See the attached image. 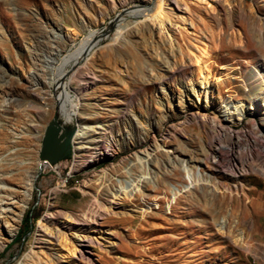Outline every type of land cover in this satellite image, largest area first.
Here are the masks:
<instances>
[{
    "label": "rangeland",
    "instance_id": "1",
    "mask_svg": "<svg viewBox=\"0 0 264 264\" xmlns=\"http://www.w3.org/2000/svg\"><path fill=\"white\" fill-rule=\"evenodd\" d=\"M158 1L0 0V173L16 172L13 157L35 170L61 57L120 13L69 81L77 117L56 119L80 139L34 179L36 203L31 189L21 214L34 221L14 240L20 218L0 264H21L31 252L34 264H88L70 235L52 250L34 238L51 228L49 218L70 221L92 197L117 203V214L100 220L95 264H264V0H176L179 9L161 0V25ZM130 9L144 11L135 18ZM115 25L124 27L120 36ZM218 112L224 130L212 124ZM211 125L245 158L241 178L211 162ZM101 141L109 155L93 159ZM14 179L0 175V185L22 191Z\"/></svg>",
    "mask_w": 264,
    "mask_h": 264
},
{
    "label": "bare ground",
    "instance_id": "2",
    "mask_svg": "<svg viewBox=\"0 0 264 264\" xmlns=\"http://www.w3.org/2000/svg\"><path fill=\"white\" fill-rule=\"evenodd\" d=\"M176 2H177L176 0H165L163 4L165 3L166 5L173 6L175 9H179ZM160 3H161V0H159L158 4L155 6L156 11H155V17H154L156 19V23L159 25H161V22H162L161 21L162 14L160 12L161 8H159ZM143 11L144 10L130 9L126 12L129 15H132L135 17L139 14H142ZM151 19H153V17ZM123 29H124L123 26H117L114 34L120 36V34L123 32ZM65 37L68 39H72L71 33H66ZM111 41H114V40H111ZM94 45H95V40L93 38V35L92 33H89L84 39H82L79 42V44L70 53L63 55L61 57V61L63 65L58 68L56 76H55V80L53 83L55 86V91L58 90L56 92L57 93V117H61L64 120V122H70L73 119V117H77L80 100L77 94L75 93L70 94L71 90L69 87V81L73 77H75L79 69L83 66V64L85 63L87 59L86 58L87 53L91 51ZM81 62H84V63L79 65ZM66 64L67 65L70 64L69 70L64 69V65ZM66 75H68V79L63 80ZM66 103H69L68 107L66 106ZM226 106L224 104L222 106V109H227ZM232 106H233V109L235 110V109H239L240 107H242V104L238 103ZM200 117L205 118V116H200ZM80 119H84V118L81 117ZM217 126L220 129L224 130L227 125L225 121L222 120V121L217 122ZM80 128L82 130L88 129L87 127H84L83 125L79 126V129ZM71 138H72V141H71ZM79 139L80 137L78 136V132H75L73 137L72 136L70 137V146L73 143V147H74V144ZM258 139L264 143V135H260ZM104 143H105L104 141H101L98 145H95V147L93 148L94 151L92 153L93 157L96 155L97 150H98V155H100L99 153L102 152V150L100 149L104 147ZM76 149L80 150V148H75V150ZM106 152L109 153L110 149H108ZM136 159H139V157H136ZM10 160L14 161L13 163L14 165H15V162L17 163V167H16L17 173L15 171L14 172L13 171L11 172L2 171L0 175L4 179L8 177V181H15L14 177L19 179L21 181L20 184L22 186L20 187H22V191L16 192L15 189L5 184L0 185V222H1L0 233L1 231H3V233L0 234V247L5 242L10 240V238L12 237L13 233L15 232L17 228V225L21 218V214L24 208L26 207L27 200L29 198L28 196L32 189L33 178L36 172V168L34 171H29L28 169H26L25 167L26 164L23 161L16 160V158L14 157L11 158ZM37 163L38 161L36 162V167H37ZM41 165H42V168L46 166H50V164H47V163H44ZM185 172L187 175V179H189L190 183H192V181L194 180L191 178L189 170L186 169ZM103 175L104 173L102 175H99L96 178V180L102 179ZM142 178H145V177H142ZM131 184H127V187H131L132 186ZM178 192L180 191L178 190ZM174 193L177 194L176 192ZM19 194L22 197L18 196ZM115 205H117V203L115 202V199L113 197L110 200H105L104 203H101L95 197H92L91 202L87 206H85V209L82 210L80 213L74 216H71L70 221L67 220L66 222V220L65 221L61 220L60 217H57V216L49 218L48 223L51 225V228L48 230H45L43 228V229H38L36 231V235L34 238V244H35L34 246L38 248H43L47 246L49 250H52V247L50 246L54 245V242L58 241V239H60L61 237L63 239L64 237L66 238L67 235H70L69 237L75 240L74 246L78 249L79 259L86 261L88 264H95L94 255L95 254L97 255V253H99L101 249H103L102 243L98 240L97 235L98 234L101 235V233H105V231L101 228L102 224L100 220L103 219L104 215H106L108 211L112 212L113 214H117V212H114L112 209L113 206ZM32 253L33 252L27 254L24 257L23 262L21 264H34L33 257L31 255Z\"/></svg>",
    "mask_w": 264,
    "mask_h": 264
},
{
    "label": "water",
    "instance_id": "3",
    "mask_svg": "<svg viewBox=\"0 0 264 264\" xmlns=\"http://www.w3.org/2000/svg\"><path fill=\"white\" fill-rule=\"evenodd\" d=\"M124 12V11H122ZM120 13L116 14L111 21L108 22L106 29L99 34L95 42L107 35V33L111 30L114 21L118 18ZM57 119V102L55 101V105L53 108V115L48 124L44 127L43 133L40 139V147L38 151L37 157V167L36 172L33 178L32 189L35 191V201L33 205L36 203L38 196V189L34 185V179L40 172L42 165L44 163L54 164L57 161L61 160L70 150V137L71 135H65L59 125L56 123Z\"/></svg>",
    "mask_w": 264,
    "mask_h": 264
},
{
    "label": "built area",
    "instance_id": "4",
    "mask_svg": "<svg viewBox=\"0 0 264 264\" xmlns=\"http://www.w3.org/2000/svg\"><path fill=\"white\" fill-rule=\"evenodd\" d=\"M216 116L217 118L212 119V124L223 120L222 118L223 115L220 112H218ZM213 134H214L213 138L216 140V142L215 145L213 146L212 152L214 154V157L211 159V162L214 164L217 170L220 171L222 175H226L233 179H238L244 176L247 173V167H246L245 158L242 157V153H240L238 149H235V147H233V144L231 142L229 141L224 142L226 141L225 139L227 135H222L223 134L222 131L215 132L213 130ZM99 154L100 155H98V150H97V153L93 157V159L97 160L100 159L102 155H109V153L108 154L99 153Z\"/></svg>",
    "mask_w": 264,
    "mask_h": 264
},
{
    "label": "trees",
    "instance_id": "5",
    "mask_svg": "<svg viewBox=\"0 0 264 264\" xmlns=\"http://www.w3.org/2000/svg\"><path fill=\"white\" fill-rule=\"evenodd\" d=\"M34 221V218L31 214V212L29 210H26L20 220V224H21V232H20V236L21 237H15L14 240H20L22 239V237L28 232L30 226H31V222Z\"/></svg>",
    "mask_w": 264,
    "mask_h": 264
}]
</instances>
